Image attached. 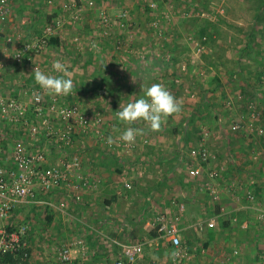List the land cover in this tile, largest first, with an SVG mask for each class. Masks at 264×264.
Masks as SVG:
<instances>
[{"label": "rangeland", "instance_id": "374dc122", "mask_svg": "<svg viewBox=\"0 0 264 264\" xmlns=\"http://www.w3.org/2000/svg\"><path fill=\"white\" fill-rule=\"evenodd\" d=\"M42 1L44 0H40V6ZM45 1H48V6L52 3L51 6L59 10L55 13L58 19L49 22L45 19L31 21L30 19L34 17L29 7L27 9L30 12L27 15L24 12L19 19L23 21L20 22L21 26L13 33L5 35L6 47L0 46V94L20 100L27 110L32 109L31 102L34 96L39 94L44 96L45 109L52 106L56 109L62 106H74L92 119L90 121L92 125H88L84 130L76 127L71 135L70 146H66L60 139V136L68 131L69 125L59 123L55 113L45 116L48 125L44 127L40 119L31 115V111L26 125H14L0 119L1 169L10 167L12 154L17 147H24L29 154L42 153L48 165L54 167L61 166L62 161H66L67 158L71 160L70 158L74 156L79 157L81 174L88 179L89 186L82 187L78 180L72 178L68 187L57 189L63 194L62 202L58 204L61 210L55 207L45 209L55 208V211L60 212L64 210L67 202L69 211H72L74 205L83 204L85 192L89 193L96 189L98 179L101 178L100 174L91 171L93 169L90 170L85 160L88 162L90 158L101 159L106 155H111L116 164L120 159L127 160L130 164L133 158L140 159L141 156H146L141 164L132 163L129 171L134 175L135 173L137 175L138 171L150 174V177L142 180L148 182L149 187L160 176L166 181L164 185H167L169 190L163 195L151 197L148 210L155 208L156 204L161 214L166 215L168 212L165 211H168L170 204L174 209L179 202H182L186 208V220L189 215L191 216L189 210L193 205L176 196V191L172 189L176 179L180 183H185L190 189H194V192L205 194L209 192L205 187L207 183L212 184V187L220 183L221 190L227 187L231 190L227 184L217 183V180L222 179L221 177L224 178V171L221 174L219 168L211 167L208 170L207 166L204 171L202 170L203 166L197 157L202 142L212 153L211 159H214L213 154H222L226 157V164L230 165L228 159L234 156L235 161L240 159L243 168L258 172L259 179H264V0ZM37 4L38 2L34 1V7ZM69 5L72 8H68ZM258 8H263L262 14L259 15L260 28L252 31L251 12ZM124 14L125 17H122ZM57 21L61 24V29L58 31H66L62 42L56 45L49 44L40 53L30 52L19 60L14 59L15 48L27 41L38 39L46 25ZM8 36H13L14 40L19 39V41L7 45ZM57 60L64 64L66 73L55 71L53 63ZM37 70L47 75H63L72 79V91L68 95L46 92L34 79ZM156 83L170 91L181 104V111L169 116L160 131L149 130L145 122L131 125L143 129V134L136 137L139 145L133 150H127L125 142L119 138L127 125L117 119L115 111L127 102L142 96L143 87ZM238 124L241 127L239 130ZM35 125H38V132L33 135L31 128ZM259 130L263 131L261 135L258 133ZM109 136L113 139V150L107 149L103 141H108ZM237 139L243 141V144L242 142L237 144ZM181 140H185L186 147L179 148ZM231 140L235 141L232 148L229 146L232 145ZM142 141L147 142L143 143L145 147H140ZM154 142L158 144L152 145ZM155 154L172 156L173 160L176 154H182L183 160L175 175L173 172L175 161L173 165L158 163V169L154 168L152 162L156 158ZM148 155L153 156L148 158ZM83 165L86 168H83ZM190 167L193 169L191 174L187 170ZM113 168L116 167L108 164L106 170L112 172ZM195 168L199 170L198 174L194 173ZM153 169L160 170L155 179L156 174L152 173ZM213 170H217L219 178L215 179V183L211 180L206 182L202 175L207 176ZM232 174L235 172L232 171ZM229 179L230 174L226 181ZM126 192L128 191H124L125 199L129 197L134 199L124 202V206L132 205L135 215H139L138 207L140 204L145 206L148 196L146 194L139 196L137 189L131 193ZM231 192L228 194L230 197H232ZM98 196L99 201L106 198ZM193 197L195 198L196 195ZM208 202L207 208L200 209L202 211L200 215L205 219H213L218 215L213 220L214 224L219 222V226L226 225L229 229L224 230L222 236L225 237V232L233 234L232 230L235 236L238 228H230L234 219L226 210L216 209L217 206L220 208V205L210 203L209 199ZM20 206L28 208L33 205L23 203ZM37 208L43 207L35 206V209ZM209 210L215 213L210 215ZM156 212L154 210L151 213ZM151 213H149L150 219ZM69 219L73 220L72 217ZM128 219L132 218L128 217ZM7 222L8 219H2L0 228L10 232L23 225L29 228L26 219H22L17 225H10ZM183 223L181 224L184 229V237L181 238L185 250L183 258L176 260L169 245L151 233L153 242L143 245L144 254L135 264H140L141 258V264L236 263V259H231L230 256L233 251L238 250V246L232 249L230 241L226 240L221 254L219 252L217 254L213 248L205 249L203 243L194 246L189 243L188 238L202 233L200 238L204 240L205 232L197 233V227H186L189 222ZM78 224L82 226L80 229L85 231L86 224L80 221ZM212 229L215 230L216 227ZM69 230L71 231L72 228ZM41 231L42 237L49 236L45 229L42 228ZM144 232L143 230L139 232L138 240L141 241L137 243H144L147 238ZM71 237L73 236H68L70 239ZM25 242L27 244V239ZM80 244L82 242L74 240L69 245L64 240L62 244L55 246L56 254L63 246L69 245L72 249L73 245ZM28 261L29 258L26 264ZM51 263L47 261L45 264Z\"/></svg>", "mask_w": 264, "mask_h": 264}, {"label": "crops", "instance_id": "0c3cea01", "mask_svg": "<svg viewBox=\"0 0 264 264\" xmlns=\"http://www.w3.org/2000/svg\"><path fill=\"white\" fill-rule=\"evenodd\" d=\"M34 1L38 2L35 7ZM40 3V0H17V2L12 5L10 13L5 18H0V46L2 45L3 47H6V44L4 42V39L6 37L5 35L13 33L18 27L21 26L20 22L23 21H19V19L24 12H26V15L30 12L27 9L29 7H31V14L34 17L30 19L31 21L37 19H45L46 22H49L53 19L55 20V18L58 19V16H55V13H57L59 10L53 8V6H51L53 5L52 3L49 6L48 1L44 0L42 6H40ZM262 9L263 8H258L251 12L253 26L250 27L252 31L254 29L260 28L258 24L261 23L259 15L262 14ZM238 27L241 28V26ZM56 33L57 34L54 38H56L59 43L62 42V38L64 39L66 36V31H57ZM231 141L232 145L229 146H231L232 148L235 144V141ZM241 142L243 144V141H240L238 139L236 140L237 144ZM141 143L142 144L140 145V147L143 146V141ZM157 144L158 142H154L152 145L155 146ZM245 145L246 143H244V147H246ZM182 147H186L185 140H181L179 148ZM155 155L156 158H154L152 162V165H154L155 169H158V163H171L173 165V161H175L173 166L174 175L175 172L178 171V168H180L179 165L183 160L182 154H176L174 156V160L172 156L166 157L165 154H160V156H157L158 154ZM213 155L214 159H211V153V157L207 162H202L200 160V164H202L203 166L202 170L204 171L207 166L206 169L208 170L211 169V167L216 169L219 168L221 170V174L224 171V178L221 177L222 179L217 180V183L222 182L224 184H227L229 187H231V190H229L228 187L221 190L220 187L222 185L218 183L217 185L214 184L213 187H210L209 189L211 190L209 191L211 192H206V194L201 192H194V189H190L186 186L185 183H180V181L176 179V181L174 182V187L172 189L176 191L177 197H180L183 200L189 202L191 205H193L192 209L189 210L191 216L189 215V218H187V220L185 219L186 208L182 202H179L176 205V208L174 209L171 207L172 204H170L168 211H165L168 212L166 213V215L168 217L177 216V214L179 213V206H183L184 214L182 213V220L181 223H179V228L181 230V238L182 236L184 237V229H182V225L184 224L183 222H189V225H187L186 227L198 228V226H200L201 229H197L196 232H205L204 240L200 238L202 236V233L196 234V232H194L196 235L188 238L189 243L194 244V246H197L198 243H203V247L205 249L213 248V250L217 251V254L218 252L219 254H221L224 247V243L227 240L230 241L232 249L237 248L238 246V251L240 253L238 258L236 259V262H238V264H262L264 262V227L258 222L257 218L258 207H263L259 205H263L264 202V179H259L260 174L258 172L243 168L239 162V158L235 161L234 156H231V158L228 159L230 163V165H228L225 162L226 157L224 155ZM151 156L153 155H148L147 157L151 158ZM145 157L146 156H141L140 159L133 158V162L131 160L130 164H128L129 162L127 160L121 159L120 161L117 160L116 164L115 160L111 155H106L105 157H101V159L90 158L88 161L89 163L85 160V163L89 166L90 170L93 169L91 171H95L100 174L101 178L98 179V184L95 186V188L97 187L96 189L91 190L89 193H87V191L85 192L83 199L84 203L77 206L74 205L72 211H69L67 202H65L66 207L64 208V210L62 209V211H60L61 213L57 210L55 211V208L61 210L60 208H58V204L62 202L61 196L63 195L57 190H53L46 196H43L46 201L51 202L53 204V207H55L51 210L45 208L35 209V206H28V208H26L17 205L10 214L7 223L10 225H17L18 222L20 223V221H22V219H26V222H28L29 228L26 236L29 251L28 264H45L47 263V261H51L53 263L56 258L55 246L62 244L64 240L69 245H71L74 240L75 242H82V244L84 242L83 245H73L71 249V256L72 258H76L78 260H82L83 258V261L88 264H110L112 261L117 260L120 255V244L137 243V241H141L138 240L140 237L139 232H141V230H143V232H148H144V236H146L147 238L144 240L143 245H145L146 243L151 244L153 242L151 239V233L153 234L154 231L152 230L150 223L155 215L161 214L162 212H160L156 204L155 208L148 210L149 199L151 197L154 198L163 195L169 190L167 188L168 186L164 185L166 181L163 180V178H161L160 176H158L160 170L156 171L153 169L154 171L152 173L156 174L154 179L157 176L159 177V179L152 183L150 187L148 186V182H142L144 178L146 179L150 177V174H147V172L138 171L137 175L136 173L134 175L133 172L129 171L132 163L136 164V162H138L139 164H141L144 161ZM190 159L192 160V158ZM108 164H112L116 168H113V171L111 170L112 172H110L109 169L106 170ZM84 166L85 165H83V168H86V166ZM187 170L191 174L193 169L192 167H190V169ZM194 170L197 171L196 174L199 173V170L197 168H195ZM232 171H234L235 174L231 175ZM229 174L230 179L229 181H226V178L229 177ZM126 175H129L130 177ZM119 177H121V179ZM200 177L198 178L200 179ZM203 177L206 182L207 180L209 181L208 175H202V178ZM211 181L215 183V180ZM126 184L131 186L130 190L126 189ZM242 185H244V187L241 188L240 186ZM136 189L139 193V196H142V194H146L148 196L145 206H142V204H140V207H138L140 214L137 216L135 215L132 205L130 207H125L123 204L126 201L128 202L129 200L134 199L133 197L125 199L124 191H128L126 193H131ZM169 189H171L170 186ZM247 191H252L256 193L259 204L247 205V202L244 197ZM229 192H231L232 197L228 195ZM98 195H100V197L104 196L106 198H101L103 199V201H99ZM195 195L196 197L194 198L193 196ZM216 195L217 199L213 201L212 196ZM235 197H238V199H235ZM208 199L210 200V203L220 205V208H218L217 206L216 209H220L221 211L226 210V212L230 214L232 218L235 219L234 223L231 222L230 227L238 228L237 234H235V236L234 230H232L233 234L225 232V237L227 236V238L222 236L221 233L224 232V230L226 231L229 229L226 228V225L219 226V222L217 224H214V227H216L215 230L208 227L209 224H211L210 222L215 223V221L213 220H215L214 218H217L218 216L215 215L213 219H205L203 215H200L202 212L200 209L202 207H208ZM154 210L155 212L158 211L156 212L157 214L151 213ZM142 212L144 213L141 215ZM149 213L152 214L151 219L149 217ZM211 213L214 214L215 212H213V210H209L210 215ZM69 217H72L73 220H70ZM128 217L132 219H128ZM79 221L80 223L86 224L84 225L85 231H82L80 229V227L82 226L78 224ZM70 224H76V226ZM41 227L48 232V237H42L43 232L41 231ZM70 228H72L71 231L69 230ZM87 228H89L90 230H88ZM148 229H150V231ZM71 235L74 237V239H72L73 237H71V239L68 238V236ZM47 251H49L50 253ZM141 259L139 260L140 264L142 263Z\"/></svg>", "mask_w": 264, "mask_h": 264}, {"label": "built area", "instance_id": "2783aa9c", "mask_svg": "<svg viewBox=\"0 0 264 264\" xmlns=\"http://www.w3.org/2000/svg\"><path fill=\"white\" fill-rule=\"evenodd\" d=\"M17 0H0V18H5L11 11V7ZM93 4L90 2V6ZM72 8V6H68ZM74 8V7H73ZM125 17V14L124 16ZM61 29L60 21L56 23H50L46 25L41 36L38 39L27 41L22 46L15 48L14 59H21L30 52L40 53L44 48L48 46L49 40L56 36V32ZM18 42L19 39L14 40L13 36L6 38L7 44ZM1 68V64H0ZM44 96L37 94L34 96L31 102L32 109L27 110L25 105L18 99L11 97H4L0 94V119L10 122L14 125H26L29 120V112L34 115L35 118L41 120V125L44 127L48 125V120L45 116L49 113H55L58 117L59 123L68 126V131L60 136L61 141L66 145H71V135L76 127H81L83 130L91 124V120L86 114L79 111L74 106H62L55 108L54 106L44 108L43 105ZM238 130L241 129L238 124ZM236 130V128H234ZM32 134L36 135L38 132V125L31 128ZM258 133L261 135L262 130ZM106 148L113 150V144H109L107 140H103ZM143 143H147L143 141ZM127 150H133L136 148L137 141L129 145L124 144ZM200 151L197 157L202 162H207L211 157L209 148L202 142L200 144ZM2 152V143L0 141V154ZM66 159L62 161V165L54 167L48 165L45 156L37 152L35 154H29L24 147H17L12 154V161L10 167L7 169L0 168V220L8 219L11 211L15 209L17 205L27 203L36 207H53L51 202L46 201L43 196L53 190L68 187L70 180H78L80 186L88 187L89 181L81 174V162L78 156ZM194 173H197L195 170ZM210 180L219 178V174L216 171L208 173ZM126 189L130 190L131 186L126 184ZM207 190L212 187L209 183L205 184ZM211 192V191H209ZM42 196V198H41ZM245 200L249 205L259 204L257 195L251 191H247L244 195ZM216 196H212V200L215 201ZM261 204V203H260ZM263 207H258V222L264 227V202ZM183 206H179V213L175 217H168L165 214H157L152 219L150 225L153 231L156 232L159 239L169 245L172 250V256L176 260L183 258V243L181 239V230L179 223L182 220ZM235 221V219H234ZM209 228L214 227V222H210ZM27 226H21L17 230L12 232L0 228V260L5 256H11L17 260V264H24L29 258L28 246L25 242L27 236ZM198 229H201L198 226ZM144 254L143 244L129 243L120 244V255L117 260L112 261L110 264H135V262ZM240 255L238 250L232 252L231 259H237ZM52 264H87L85 261L72 258L71 246H63L56 254V259ZM221 264H238V262H222ZM264 264V262L262 263Z\"/></svg>", "mask_w": 264, "mask_h": 264}, {"label": "clouds", "instance_id": "9594fccd", "mask_svg": "<svg viewBox=\"0 0 264 264\" xmlns=\"http://www.w3.org/2000/svg\"><path fill=\"white\" fill-rule=\"evenodd\" d=\"M56 72L66 73L67 69L59 60L53 63ZM36 83L46 92L55 95H68L73 88L72 79L61 76L47 75L42 71H35ZM181 111V104L163 85L156 83L143 87V95L134 101L127 102L116 112V117L127 125L120 134V139L131 145L135 143L136 137L143 134V129L131 127L134 123L145 122L151 131H160L162 124L167 118ZM119 131V129H116ZM109 144L113 142L108 137Z\"/></svg>", "mask_w": 264, "mask_h": 264}, {"label": "trees", "instance_id": "16d2710c", "mask_svg": "<svg viewBox=\"0 0 264 264\" xmlns=\"http://www.w3.org/2000/svg\"><path fill=\"white\" fill-rule=\"evenodd\" d=\"M56 45V44H58V40L56 39V38H51L50 40H49V43H48V45ZM232 218V217H231ZM234 219V218H233ZM237 219V218H236ZM231 222V221H230ZM237 224H238V221H237ZM156 232L154 231V235H157V234H155ZM0 264H17V260H15L13 257H11V256H5V257H3L1 260H0ZM24 264H26V263H24Z\"/></svg>", "mask_w": 264, "mask_h": 264}]
</instances>
